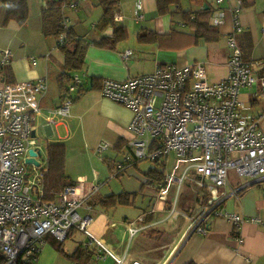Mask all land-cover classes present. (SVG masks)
<instances>
[{
    "label": "crops",
    "instance_id": "1",
    "mask_svg": "<svg viewBox=\"0 0 264 264\" xmlns=\"http://www.w3.org/2000/svg\"><path fill=\"white\" fill-rule=\"evenodd\" d=\"M60 1L63 7V20H66L67 26L71 27L76 38L83 39L87 43L84 65L81 69H67L65 54L58 46L59 36L44 33L43 13L47 7L42 0H27L29 19L24 24L15 20L7 21L6 7L0 2V46L2 38L9 35L8 43H11L13 48V52L10 50V58L14 57L12 66L10 65L14 77H11L9 82L38 77H45L48 80V89L40 97L42 110L34 122L35 135L37 139L39 129L43 135L50 138L48 146L49 144L64 145L66 183L75 182L77 176L73 175V169L71 172L68 170L70 149L75 144L71 141V115L70 118L53 116V121H49L51 111L60 106L66 96L62 90L61 92L50 90L49 73L51 66L54 65V56L57 61L54 66L56 76L63 67L65 69L59 76L61 80H70L74 72L83 75L81 92L79 91V95L75 98V100L80 98L76 102V114L83 116L90 111L92 119H103L105 123L100 137L109 140L102 142L107 143L109 147H115L120 139L129 140L132 135L129 125L133 112L130 108L103 96L101 82L107 76L126 79L139 74L152 73L157 67L166 63L184 65L199 61L205 65L211 80L220 81L229 74V61L234 52L229 42L231 34H235L242 58L246 61L258 62L255 66L256 73L259 76L264 75V0H223L221 3L217 0H164L167 4L164 13L160 11L159 0H119L114 22L126 28L127 36L118 41L113 48L100 44L101 39L112 36L115 29L112 22L102 19L105 7L100 0ZM73 3H77V8L72 7ZM236 8L239 9L237 16ZM220 9L225 15L222 21L215 25L213 15ZM188 17L213 24L219 34L218 39L197 38L194 35L195 27L190 21L192 26L187 22ZM236 19L242 27L240 31H235ZM146 32L156 33L159 38L152 39V34L148 35ZM140 37L148 39H140ZM15 41L17 44H14ZM33 41L39 50L36 52L37 55L50 52L49 58L37 65L38 62L34 57V65L37 66L30 70L26 78L16 79L15 75H18L16 60H19L23 50L30 48ZM67 45L72 48L74 43ZM55 47L58 51H53ZM127 50H131L132 53L125 57L123 54ZM1 51L2 49H0V60ZM28 51L24 52L23 56H26ZM1 62L2 60L0 64ZM5 65L0 67V86L8 82V76L3 73ZM43 65L46 74H42L39 70ZM141 68L144 71L133 73L134 70ZM261 90L259 84L245 87L242 89L241 98L246 103V112L261 116L264 124V98L256 97ZM75 100L72 106L75 105ZM85 146H88L87 143ZM125 146L133 151L129 143ZM170 154L155 160V163L163 164L164 167ZM91 157L89 158L94 166L96 162ZM111 159L113 164V158L108 157L105 161L108 163ZM182 159L190 161L188 158ZM192 163L190 168L193 171V180L198 186L190 183L182 193L184 183L179 189L172 183L174 187L167 186L165 200H160L156 191L157 199L146 206L143 213L141 211L137 215H132L134 217L117 219L116 212L111 211L116 205L102 203V196L96 193L80 212L83 216L93 213L90 230L103 241L114 256L123 258L131 264H264V181L248 179L233 170L238 175L237 178L232 180L229 177L228 183L221 188L225 194L224 198L216 203L213 211L207 216L206 231L198 232L192 230L193 222L208 207L210 193L199 182L200 174ZM84 164H77L84 166L77 171L80 169V172L85 171L82 175L84 182L77 183L81 194L90 190L92 180H102L99 171L93 167L89 170ZM131 164L132 162L126 168ZM150 169H155L156 174L162 173V179H159V175L154 179L146 172L142 185L149 183L154 189L155 187L159 189L161 184L164 185L167 175L158 168ZM188 171L189 167L184 168L181 175L189 178ZM142 187L140 192L144 194L146 188ZM147 187L149 192H152V188L148 185ZM127 193L131 196L134 192ZM95 195L98 197L94 198ZM228 213L241 215L243 223L238 226L234 220L226 216ZM141 216L144 217L143 220H140ZM131 222L141 227L134 235L129 232ZM78 232L84 233L79 229H73L69 237H74L70 241L66 239L64 245L60 243L63 247L59 250L54 246V241L47 238L49 235L47 234L35 264H117L113 256L109 255L106 259L99 258L94 246L89 248L85 246L86 234L78 236ZM141 233H144V236H141ZM130 239H132L131 245L128 246L126 243Z\"/></svg>",
    "mask_w": 264,
    "mask_h": 264
},
{
    "label": "built area",
    "instance_id": "2",
    "mask_svg": "<svg viewBox=\"0 0 264 264\" xmlns=\"http://www.w3.org/2000/svg\"><path fill=\"white\" fill-rule=\"evenodd\" d=\"M221 3L223 0H217ZM48 0H43L46 5ZM241 3V2H240ZM77 8V3L72 4ZM239 9H235L237 16ZM225 12L218 10L213 23L218 25ZM68 28L66 20L62 21ZM242 29L236 19L235 31ZM67 31L59 35L58 46L65 44ZM234 52L229 61V74L220 81L211 80L205 65L195 61L189 64H162L149 74H139L126 79L104 78L101 82L103 96L130 108L133 112L128 140L137 160H158L169 153L192 161L199 182L210 193L209 205L194 219L192 230L205 232L207 216L225 194L221 191L229 180L230 170L251 180L264 181V124L261 116L246 112L241 98L245 87L259 84L262 90L256 94L264 98V75L255 70L256 61L242 58L235 34L229 36ZM132 53L127 50L126 57ZM0 67L7 64L11 51L4 50ZM73 84L68 88L53 116L69 117L75 92L83 83V75L74 72ZM48 89L45 77L3 83L0 86V264H35L45 236L53 234L65 242L73 229L83 231L85 246H94L101 259L113 256L117 264H131L117 258L103 241L91 230L93 218L82 215L80 209L102 186L91 181L88 192L81 194L77 183L84 182L83 173L74 169L75 183L67 182L54 200L43 197L44 172L29 176L27 158L29 149H41L38 145L34 122L41 112L40 97ZM109 145L102 143L97 151H105ZM130 158L118 163L113 170L118 175L131 163ZM185 175L168 174L164 185L159 186V198L167 197V186H182ZM74 182V181H73ZM240 226L243 218L238 214H226ZM144 217L141 216L140 220ZM141 229L131 222L129 232L134 235Z\"/></svg>",
    "mask_w": 264,
    "mask_h": 264
},
{
    "label": "rangeland",
    "instance_id": "3",
    "mask_svg": "<svg viewBox=\"0 0 264 264\" xmlns=\"http://www.w3.org/2000/svg\"><path fill=\"white\" fill-rule=\"evenodd\" d=\"M74 1V0H73ZM43 2V0H42ZM177 24V23H176ZM112 30V28H111ZM110 33V32H108ZM9 41V35H6L2 38V45L0 46L1 51V60H2V53L4 50H12V44L8 43ZM14 44H17V41L14 42ZM11 49H10V48ZM29 50V51H28ZM58 51V49L55 47L53 51ZM60 50V49H59ZM28 51V54L26 56H23V53ZM38 47L33 43L31 44L29 49H25L22 51L21 56L19 57V60H16L15 67L18 70V75L16 79H23L26 78L27 75L29 74L30 70L34 69L35 66L38 64H41L42 62H45V60H48V56L50 55V52L44 55H37ZM13 52V50H12ZM61 53V50L59 51ZM63 53V52H62ZM61 53V54H62ZM36 58L37 60V65H34V59ZM0 60V61H1ZM13 59L10 58L9 62L4 66L3 73H5L8 77V82L11 81V77H14V75L11 74V62ZM57 61L54 56V65L51 66L50 68V80H51V86L50 90H57L61 92V90L67 94L70 92L68 91V88L73 84L72 80L69 79H64L61 80L59 76L61 75L62 71H65V69L62 68L60 72L57 74L55 73L54 66L56 65ZM11 65V66H10ZM39 70L42 71V74H46L45 70V65L39 67ZM144 71L142 68L134 70L133 73L136 72H142ZM107 78H115V77H110L107 76ZM115 79H122V78H115ZM29 80V79H25ZM48 81V80H47ZM49 84V83H48ZM64 86V87H63ZM79 87L75 92H72L73 95H75V98L79 95L78 93ZM242 93V91H241ZM75 100V105L72 106L71 109V123H70V133L72 134L71 141L74 142L75 146L71 147L70 149V160L68 162V170L71 172L73 169H81L84 167L83 165H77L80 163H85L89 170L95 168L97 171L100 173V177L102 180H98L99 183H102V186L100 187L101 189L99 192L97 191L96 195L99 196H108L111 194H121L123 192H134L131 193L130 198V203L129 204H118L116 207L112 208V212H116V218L119 220H124L125 217H129L132 215H137L139 212L144 211L146 206H148L150 203L154 202L157 197H156V191L158 193L157 187L155 189L153 188V185H150L149 183H146L144 185L143 182L145 181V173L150 169V168H158L159 170H162L168 174H176L178 176H181L182 172L184 171V168L189 167L188 171V177L185 178L184 180V185L182 189V193L187 189V186H189L190 183H192L195 186H198L195 181L193 180V171L192 168H190V164L192 163L191 161H184L180 156L176 155L175 153H171L169 156L168 161L163 167V164H157L155 161H149L147 159H142V160H137L135 157V154L133 151H130L127 146L123 147L122 150H119V148H115L114 146L109 147L107 150L104 152H98L97 151V146L102 143V142H109L106 138H101V130L104 126L105 121L103 119H98L94 120L90 117V111H87L85 115L81 116V114H76V102L79 100ZM111 100V99H110ZM117 103V102H116ZM120 104V103H118ZM122 105V104H120ZM124 106V105H122ZM59 117V116H57ZM69 117V118H70ZM60 118V117H59ZM89 138H93V140H88ZM49 137L43 135L40 130L38 129V134H37V140L39 143V147L42 150V156L39 158L40 165L36 166L33 164H27L29 167V176L33 178L37 172H46V169L48 168V143H49ZM101 139V140H100ZM85 143H87L88 146H85ZM111 143V142H110ZM91 158L94 159L96 164L94 163V166L91 164ZM67 157V156H66ZM113 158V164H112V159L111 163L105 161L107 158ZM130 158L132 160V164L136 162V164H131L126 168V170L118 175L113 174V166L116 167L118 163L125 162V159ZM84 164V165H85ZM74 165H77L74 167ZM85 165V166H86ZM80 169V170H81ZM79 170V171H80ZM112 171V172H111ZM111 172V173H110ZM74 173V171H73ZM237 174L233 171L230 170L229 172V177L231 179H236ZM104 181V184H103ZM173 184H175L173 182ZM152 188V192H149V189L147 187ZM143 186V187H142ZM146 188L144 194L140 192V188ZM169 187H174L172 183H169ZM177 187V186H176ZM182 187V186H181ZM177 189H179L177 187ZM181 190V189H180ZM137 192V193H136ZM98 197V196H96ZM180 196V195H179ZM135 200V201H134ZM100 202V201H99ZM194 205V204H193ZM90 215H93L92 212H90ZM134 217V216H132ZM127 219V218H126ZM78 236H84L85 234L82 232H78ZM141 236H144V233L140 234ZM51 238L54 241V246L58 250L63 247V245L67 242L72 240V236H70L67 241L61 242L59 241L53 234L49 233L47 235V238ZM46 238V236H45ZM131 240H128L126 245L130 246L131 245ZM145 241V240H144ZM60 243H63V245H60ZM161 243V242H160ZM71 260V259H69ZM72 261H70L71 263Z\"/></svg>",
    "mask_w": 264,
    "mask_h": 264
},
{
    "label": "trees",
    "instance_id": "4",
    "mask_svg": "<svg viewBox=\"0 0 264 264\" xmlns=\"http://www.w3.org/2000/svg\"><path fill=\"white\" fill-rule=\"evenodd\" d=\"M0 2L6 7L7 21L15 20L20 24H24L28 21L29 7L27 0H0ZM100 2L104 4L105 7L102 19L112 22L115 28L112 36L103 37L100 41V44L113 48L118 41L124 39L127 36L126 28L123 25L114 22L115 9L119 0H100ZM159 4L160 11L164 13L167 4L164 3V0H159ZM45 6L47 8L43 13L44 33H53L59 36L64 31H67L66 42L60 46L65 54V66L69 70L81 69L84 65L87 43L83 39L76 38L73 35L71 27L65 28L63 26L62 21L64 18L62 11V1L48 0ZM189 21L196 29L194 35L197 38L205 37L207 40L218 39L219 34L216 28L213 27V24L209 23L208 21L198 20V18L191 19V17H188L187 20L188 24L191 25ZM150 33L152 34V39L159 38L158 34L156 33L146 32L148 35ZM140 39L148 38L140 37ZM71 42L74 43L72 48L67 45ZM127 144L128 140L126 141L124 139H120L115 148L120 149ZM48 148L49 162L48 168L46 169V172H44L43 197L46 200H54L62 192L64 186L66 185V173L64 168L66 151L64 145L62 144H49ZM146 174L154 179H156L159 175V179H162V173L156 174L155 169H150ZM71 182L75 183L73 181ZM126 194L130 196V194L127 192H123L121 194H111L102 197L101 201L102 203H107L111 206L117 204H129L130 198Z\"/></svg>",
    "mask_w": 264,
    "mask_h": 264
},
{
    "label": "water",
    "instance_id": "5",
    "mask_svg": "<svg viewBox=\"0 0 264 264\" xmlns=\"http://www.w3.org/2000/svg\"><path fill=\"white\" fill-rule=\"evenodd\" d=\"M35 131L33 132V136H35ZM29 153L30 155H36L37 153H39L40 155L42 154V150L41 149H37V151L34 148H30L29 149ZM26 162L28 163H34V165L39 166L40 162L38 160H36V158H27Z\"/></svg>",
    "mask_w": 264,
    "mask_h": 264
}]
</instances>
